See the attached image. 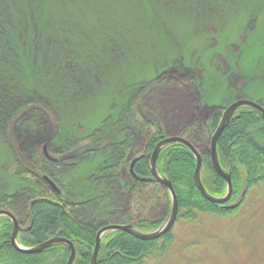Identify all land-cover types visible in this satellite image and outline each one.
I'll return each instance as SVG.
<instances>
[{"label": "rangeland", "instance_id": "obj_1", "mask_svg": "<svg viewBox=\"0 0 264 264\" xmlns=\"http://www.w3.org/2000/svg\"><path fill=\"white\" fill-rule=\"evenodd\" d=\"M0 65L42 93L52 118L40 129L38 114L23 116L14 128L23 153L46 146L57 161L43 150L42 170L65 201L86 204L77 209L81 220L126 224L120 199L129 178L115 187L92 182L109 151L85 153L123 138L133 127L132 99L160 79L188 83L162 85L146 97L170 136L236 100L264 104V0H0ZM36 124L41 134L33 136ZM59 150L72 158L71 169L52 165ZM17 171L13 143L0 129V199L23 185ZM174 227L169 253L146 264L264 262V187L231 217Z\"/></svg>", "mask_w": 264, "mask_h": 264}, {"label": "trees", "instance_id": "obj_2", "mask_svg": "<svg viewBox=\"0 0 264 264\" xmlns=\"http://www.w3.org/2000/svg\"><path fill=\"white\" fill-rule=\"evenodd\" d=\"M2 60L5 64L7 56ZM15 66L18 67V61L11 68ZM0 68L3 67L0 65ZM24 73L29 79V72ZM17 78L6 69H0V129L7 132L13 143L19 167L15 174L23 185L0 199V209L10 211L18 219L21 228L18 233L20 245L34 247L54 237L66 238L75 245L74 264H90L97 234L108 223L81 220L77 209L86 204L65 201L62 193L57 194L43 180L46 172L42 170L43 149L40 144H34L33 150L26 153L19 147L14 128L23 116L38 114L40 120L38 118L35 122L40 125V129L45 124V118L51 116L43 104L45 100L42 93L32 83L27 87L20 85ZM197 78L192 73L188 80L196 87ZM174 83L182 87L188 85L184 81L176 82L175 79L158 80L129 104L127 114L133 119V127L127 129L128 133L120 140H106L101 147L85 153L96 154L102 148L109 151L108 159L89 176L92 182H104L115 187L117 179L127 175L130 187L120 199L127 218L126 224L144 233L162 227L172 210L168 189L152 176L150 170L155 147L170 135L159 116L150 112L152 110L147 105L146 97L157 87ZM247 94L256 100L253 93ZM204 107L214 108L212 105ZM215 111L207 118L199 117L187 124L178 136L190 141L201 154V179L207 192L214 197H222L227 193V183L215 171L210 149L223 109L216 108ZM29 121L21 123L28 127L25 132H30L31 128L27 125ZM34 130L33 136L41 134L38 125ZM217 150L221 167L231 175L233 181L232 197L223 205L212 203L201 195L194 179L197 160L186 146L170 144L161 151L157 169L175 188L179 204L176 223L183 220L196 225L201 224L206 216L231 217L245 205L252 192L264 187V117L258 111L249 107L240 108L220 136ZM57 152L60 159L52 165L58 169H71L73 164L69 163L72 158L65 150ZM236 203H239L236 208H226V205ZM174 228L163 237L151 241L140 240L123 231L106 234L101 240L97 264H146L151 258L165 257L175 240ZM12 232L10 219L1 217L0 264H68L71 251L67 245L56 244L37 254L21 253L11 243Z\"/></svg>", "mask_w": 264, "mask_h": 264}, {"label": "water", "instance_id": "obj_3", "mask_svg": "<svg viewBox=\"0 0 264 264\" xmlns=\"http://www.w3.org/2000/svg\"><path fill=\"white\" fill-rule=\"evenodd\" d=\"M243 107H249L252 109H255L256 111H258L263 117H264V107L259 104L258 102H255L253 100H249V99H239L236 100L235 102L231 103L228 107H226L223 111H222V119L220 121V124L215 132V134L212 137V141H211V161L213 164V167L215 169V171L217 172V174L219 176H221L227 183V193L222 196V197H214L211 194H209L206 190V188L204 187L203 183H202V179H201V170H202V163H203V159L201 154L198 152V150L196 149V147L187 139H185L184 137L181 136H168L165 139H163L162 141H160L157 146L155 147L152 157H151V161H150V170L152 173V176L157 179L162 185H164L171 196L172 199V210L170 213V216L168 218V220L166 221V223L160 227L159 229H157L154 232H150V233H144L141 232L139 230H137L136 228H134L133 225L131 224H112V225H106L105 227H103L102 229H100V231L97 234V242H96V246L92 255V259L90 264H97L98 262V254H99V250L101 247V240L102 237L105 236L106 234L112 233V232H116V231H123V232H127L131 235H133L134 237L143 240V241H151V240H157L161 237H163L164 235H166L167 233H169L172 228L174 227L177 217H178V197L175 191V188L172 184V182L170 180H168L167 178L163 177L162 175L159 174L158 169H157V160L158 157L161 153V151L168 145L170 144H181L186 146L195 156L196 160H197V167L195 170V175H194V179H195V184L198 188V190L200 191L201 195L208 201L212 202V203H216V204H226L230 201L232 194H233V181H232V177L229 173H227L220 165V161H219V156H218V150H217V145H218V141L220 136L222 135L223 131L225 130V128L227 127L228 123L231 121L232 117L235 115V113ZM44 153L48 156L47 154V150H46V146L44 147ZM49 157V156H48ZM51 160L56 161V159H52L51 157H49ZM43 180L46 181L50 187L53 189V191H55L57 194H61V190L60 188L56 185V183L49 178L47 175H43ZM239 205V203L233 204V205H226V208L229 209H234ZM1 217H7L8 219H10V221L12 222L13 225V232H12V236H11V243L13 245V247L21 252V253H26V254H37V253H41L44 250L56 245V244H65L69 247L70 251H71V255L68 261V264H74L75 258H76V249H75V245L72 241L66 239V238H62V237H54L51 238L37 246L34 247H24L22 245L19 244L18 242V233L21 230L18 219L16 218V216L11 213L8 210H4V209H0V218Z\"/></svg>", "mask_w": 264, "mask_h": 264}, {"label": "flooded vegetation", "instance_id": "obj_4", "mask_svg": "<svg viewBox=\"0 0 264 264\" xmlns=\"http://www.w3.org/2000/svg\"><path fill=\"white\" fill-rule=\"evenodd\" d=\"M57 161V160H56Z\"/></svg>", "mask_w": 264, "mask_h": 264}]
</instances>
